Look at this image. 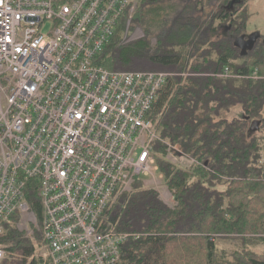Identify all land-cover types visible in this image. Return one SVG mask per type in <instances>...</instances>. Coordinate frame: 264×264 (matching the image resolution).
Returning a JSON list of instances; mask_svg holds the SVG:
<instances>
[{"label":"built area","instance_id":"1","mask_svg":"<svg viewBox=\"0 0 264 264\" xmlns=\"http://www.w3.org/2000/svg\"><path fill=\"white\" fill-rule=\"evenodd\" d=\"M139 1L0 0V263L10 255L3 224L14 213L25 237L39 232L28 260L118 264L131 234L114 230L108 211L136 179L175 204L148 117L168 73L95 64L124 10L129 35ZM141 35L135 27L128 37ZM165 156L193 163L171 145ZM27 187L39 217L24 199Z\"/></svg>","mask_w":264,"mask_h":264},{"label":"trees","instance_id":"2","mask_svg":"<svg viewBox=\"0 0 264 264\" xmlns=\"http://www.w3.org/2000/svg\"><path fill=\"white\" fill-rule=\"evenodd\" d=\"M247 2L140 0L129 30L138 27L143 35L126 40L124 10L95 57L108 70L168 73L148 117L157 128L156 161L175 204L136 179L108 211L114 230L131 234L118 264H264V252L255 250L264 245V146L249 129L253 121L264 125V34L245 54L234 45L246 33ZM225 68L227 75L221 74ZM234 109L238 115H231ZM168 145L192 165L168 160ZM24 199L39 217L35 190L27 187ZM17 219L14 213L3 224L10 258L0 264H37L28 258L39 232L34 240L25 237ZM217 237L239 246L219 250Z\"/></svg>","mask_w":264,"mask_h":264},{"label":"rangeland","instance_id":"3","mask_svg":"<svg viewBox=\"0 0 264 264\" xmlns=\"http://www.w3.org/2000/svg\"><path fill=\"white\" fill-rule=\"evenodd\" d=\"M247 6H248V11L250 13V17H249V21L247 23V28H246V33L244 34L245 38H247L249 35L253 34V33H259V34H264V0H248L247 2ZM46 31V29H45ZM134 31V29H130L129 30V35L132 34V32ZM142 36V35H141ZM139 36V37H141ZM135 38H137V36H133ZM133 39V38H132ZM130 39V40H132ZM126 40H129V37L126 38ZM151 43L154 45L155 44V39L152 38L151 39ZM238 111L239 109H234L232 111L231 115H238ZM261 124V125H260ZM260 128L257 127L256 125H253V130H250L254 133H256L257 136L261 137V143L264 146V125L262 126V123L259 122ZM261 160L264 161V150L261 151ZM175 164L179 165L182 168H187L188 163L187 162H179V161H174ZM159 173L157 172V175ZM142 178L144 179V181H146V179H148L145 176H142ZM162 186L164 188V183L162 181ZM172 202L170 201L169 204H171ZM217 247L219 250H225L227 253H229L231 250H233L236 245L239 246V241L235 240V239H231L228 237H217L215 239ZM255 250L257 252H264V245H258ZM16 254L12 255V258H15ZM10 258V257H9ZM8 258V259H9Z\"/></svg>","mask_w":264,"mask_h":264},{"label":"water","instance_id":"4","mask_svg":"<svg viewBox=\"0 0 264 264\" xmlns=\"http://www.w3.org/2000/svg\"><path fill=\"white\" fill-rule=\"evenodd\" d=\"M237 0H233V2H236ZM260 36L259 33H253L249 35L247 38L242 34L240 36H237L234 40V45L241 50L243 54H245L246 49H252L254 46L257 38ZM259 121H253L250 125V130H253V125H256L258 127Z\"/></svg>","mask_w":264,"mask_h":264}]
</instances>
